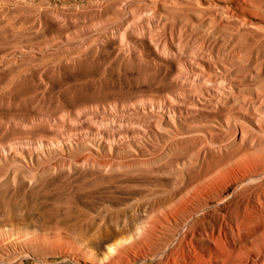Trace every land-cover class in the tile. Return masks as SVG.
Listing matches in <instances>:
<instances>
[{
  "label": "bare ground",
  "instance_id": "1",
  "mask_svg": "<svg viewBox=\"0 0 264 264\" xmlns=\"http://www.w3.org/2000/svg\"><path fill=\"white\" fill-rule=\"evenodd\" d=\"M166 2L199 12L206 40L233 37L221 56L205 46L177 69L193 83L188 104L208 107L210 118L190 130L177 103L147 110L165 138L158 154L112 124L75 140L61 132L29 147L1 146L0 158L17 166L7 169L8 180L19 182L0 191V253L36 264L50 255L68 264H264V0L157 5ZM153 36L165 54L178 55L185 43L181 35L176 43ZM57 170L117 179L129 192L122 201L111 193L100 203L55 205L42 197L44 175Z\"/></svg>",
  "mask_w": 264,
  "mask_h": 264
},
{
  "label": "rangeland",
  "instance_id": "2",
  "mask_svg": "<svg viewBox=\"0 0 264 264\" xmlns=\"http://www.w3.org/2000/svg\"><path fill=\"white\" fill-rule=\"evenodd\" d=\"M157 3L0 0V147H29L61 132L75 140L112 124L125 128L128 140L140 141L143 149L152 147L158 154L165 138L156 132L147 110L177 103L190 130L208 120V107L188 104L193 83L177 69L205 46L221 56L233 37L220 32L206 40L199 30V12L191 6ZM154 34L175 43L181 35L185 43L178 55L165 54L155 45ZM259 53L264 62V47ZM244 57L245 66L250 57ZM247 80L234 82L246 85ZM15 166L9 156L0 158V191L18 186L7 174ZM44 177L49 185L42 199L55 205L100 203L111 193L112 200L122 201L129 192L127 183L97 181L84 173L57 170ZM0 254L3 264L37 263L31 256ZM65 263L69 261L60 256L46 257V264Z\"/></svg>",
  "mask_w": 264,
  "mask_h": 264
}]
</instances>
